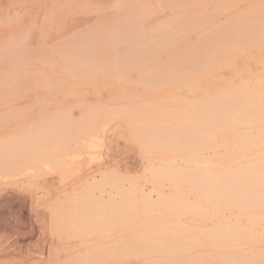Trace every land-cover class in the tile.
<instances>
[{"label":"bare ground","instance_id":"1","mask_svg":"<svg viewBox=\"0 0 264 264\" xmlns=\"http://www.w3.org/2000/svg\"><path fill=\"white\" fill-rule=\"evenodd\" d=\"M214 1L215 0H213L212 2ZM221 1L219 0L218 2H220V4H223ZM224 1L225 0H223V2ZM227 1L230 2V0ZM237 1L239 2V0ZM175 2H177V0H175ZM208 2L210 3L211 1L209 0ZM218 2H215L216 4H214L217 5ZM263 4L264 3H262V5ZM1 5L3 4H0V7ZM218 5L217 9L220 12L221 9ZM230 5L229 8L227 7L228 5H225L227 8L224 7L223 9L231 10ZM253 5L254 4H252L251 6ZM236 7L234 8L236 9ZM234 8H232V10H234ZM246 8L247 9L242 10H246L245 12L249 11L250 7ZM257 8L259 9V7ZM263 8L264 7H262V9ZM217 9L215 10L216 12H218ZM237 9L235 11L238 12L239 9ZM258 9L253 10L251 14H249L250 12H247L249 15L245 14L244 12V14L246 15L245 17L248 16L249 18L246 19L245 17H243L245 18V21H243L244 19L241 16L243 20H238L239 24L240 22L242 23V28L240 25H238V22L236 23V25H238L239 28L238 26H236L235 28L233 23L230 22L231 25L229 27L231 28V26L233 25L232 28L234 27V30L230 28L227 29V26L229 25L227 22L225 23V25L221 24L222 22H220L221 26H219V21L217 22L216 19H207V23H213V21L218 23V25L215 24V26H219V30H221L222 26H226L225 28L227 30H231V35H233V31L234 34L243 29H247L248 31V28L250 30V26L252 27V29L253 27L256 29L258 28V30L255 29L256 31H254L253 29V34L248 35L247 33H249V31H241L240 33H244L243 35L245 36L242 37L239 32V34H236L240 35L242 39L239 38V36L234 35L232 37V40H229L231 39V36L229 37L230 34L228 33L230 30L228 32L226 31L228 35L225 32L224 34L223 30L226 29H224L223 27L220 32H222L223 35L227 36V38L225 36H221L224 39L226 38V43L222 39L224 44L221 43L222 40H220V43L218 44L216 42L219 41L220 34L217 35L215 34V32L218 33L219 30L217 32V27H214V24H212L211 26L213 27H211L210 25L209 26L211 27V29L214 28L215 31H209L210 28H208V31L210 32L208 33L207 31L206 33V35L208 34V39L210 40L211 38L209 37L210 34L211 36L213 35L214 37H212L214 39H217L214 40L212 38L214 41L211 39L210 42L213 41L212 43H214L216 41L214 43L215 47L219 45L220 48H223V46L225 48L226 45H229L230 48L231 45L235 44L234 41L237 40V43L235 45L243 50V53L244 51H248L249 53L253 52L260 58L259 60L257 59V63L259 64L260 61L263 62L262 64L264 65V24H262V19H264V16L261 19V16L262 14H264V12L262 13V11H260L261 8L259 10ZM228 11L229 10H226L227 13ZM239 14L241 13L239 12ZM227 15L231 14L229 13ZM234 15L236 16L237 14ZM171 18V21L172 19L175 21L177 19L176 16V19H174V17L172 19ZM195 18L197 19L198 17ZM204 18L205 16L201 17L202 20ZM233 18L229 19H232V21H234ZM188 19L196 20L194 19V17H190ZM209 20H211V22ZM185 21L188 20L185 19L183 23ZM204 21L205 20L201 21V23ZM177 22H179L178 24L181 25L180 21ZM243 22H245V25L249 24V27H243ZM176 25L177 24L174 25V28H177V26H179ZM171 26L173 27L172 24H165L163 27H161L162 29L159 28L163 36L159 33V36L161 35L162 37H156L158 35L156 34L154 36L156 38H153V44L151 43V46L150 43L149 46L147 45V38H142L141 36L143 35L138 36V34L140 35L144 33L140 32L141 30H136V33H131L130 30V32H128L123 28L122 30L124 33L118 32L119 34H116L117 37L121 38L122 40L125 39L123 40L124 42L121 40V43H128L129 45H123L127 46L124 51L123 49L125 47H122L121 43H119L120 46H118L114 43V37L110 38L112 37L111 33H113L114 31H118L116 29H114L113 32H110L112 29L107 32V34L110 32V36L107 34H102L103 32L100 33L98 31L101 41L103 40L104 36V42L102 41L101 43V41H99L100 44H98L99 38L96 36L98 33L96 35L91 34L93 35V39L91 35L88 36L86 34V36L84 34L86 36L85 38L88 37V41L87 39H83V35L81 36L83 37L82 40L81 38L79 39V43H76L75 40V43L77 45L80 44L81 41L82 43L85 41L83 43L84 45L89 41H91L89 43H94L95 41L98 45L94 44L92 46L95 47L96 51L101 45L106 47V42L108 44L110 43L108 45V48L106 47L105 49L107 51L108 49H113L116 46L120 47L121 50H119L118 52L121 54L117 52V47L113 49L116 50L115 52L118 53V56L120 55V58H118L117 54L114 51L110 52L109 50L107 52L104 49L102 50L103 46H101V48L99 49L101 51L100 53L103 54L105 52V54L108 55H106L107 58L112 57V55L109 56V53H113L114 56L116 54V57L109 58V61L110 59L113 60L110 63L107 59V61H105L106 57H103V55V58L101 57L102 59H104L102 64H106L107 62L108 65L110 64V66L106 65L107 68L110 67L109 69L105 68L106 71L108 70L110 73V76L107 78H109V80L113 79L114 81H120L124 85L128 84V86H124L120 82V84L116 83V85L119 84V86H122L120 92H118L119 90L116 91L117 88L115 90H113L114 88L111 90V93L115 95L114 99L113 96L111 97L109 95L112 102H106L107 98L105 97L106 95H103V91H99V93H102L100 95L97 93L100 87V82L96 80L97 85L95 86L96 82L94 83V81L90 79L92 80V83L90 82V80H86V82L88 81L90 85H93V87L95 88L98 87V90L96 92L94 91L95 88H91L94 91H91L92 93H97L99 95L98 96L97 94H93V98L96 97L94 99L90 97L89 98L91 100L88 98V100L85 98V100L82 101H79L80 99H76L78 100L77 102L69 101L68 98H66L68 101H66V99L63 100V98L62 100L55 99L52 101H50L49 99L42 100L45 95L42 97L43 94L39 93H43V91L39 92L36 89V91L39 92L37 95H35L37 93L36 91V93L34 91H31V93L28 94L29 97H24L25 99H22V101L18 100L19 103L16 100L10 101L13 102V108L17 107L18 110L16 108V111H10L14 110L12 108V105L10 104L11 106L8 107L9 112H5L4 110V112H0V264H115L118 257L131 258L137 257L138 255H147L148 257L150 254L154 256L153 254H155V249L159 248L156 251L157 254L158 250H160L159 246L162 245V249L164 248L163 244H165L164 246L166 247V249L170 245L173 247L169 248L171 253L164 248L166 252H161L162 255L163 253L167 252V256L169 255V253H174L175 255L176 252V254L179 253L180 255V253L182 254L181 251L190 252L194 249L199 250V248L201 247H210L211 251L212 248H215V252H217L216 249H220L222 251L224 250L223 252L226 251L223 254H221L220 252V259H217L216 256L210 258V264H248L250 262V259L248 258L251 255L249 257L246 256L247 254L245 255L247 257L246 259H248L247 261H249L248 263H246L245 257L240 253L242 251L241 248L244 245H255L256 243L264 242L262 241L263 234H260L261 236L257 235V232L255 230L256 228L253 227L257 224H260L262 220L258 219L260 221L258 223L255 222L256 217L254 218L255 221L254 219L251 220V217H253V215L256 216L255 214L257 213L256 210V213H254L252 209L254 210L257 208H263V206H260L261 204L259 202V199L263 198V191H261V188L264 186V163L262 162L263 166L259 165V172H256L257 174L246 173L245 169L247 167L249 168V166L252 167V165L256 166L257 164H259L258 162L261 163V161H257V159H254V161H256L257 163L248 161V163H252V165H249L247 162H245V168L242 164L244 159L246 161L248 157H264V135L263 137L256 136L257 138H253L252 135H249L251 129L258 128L257 126H261V123L264 124V86H260L263 83H260L259 88L254 87V85H256L255 82L252 83L253 85L250 84L252 87L248 86L245 83V85L240 86V89H233V91L231 89V92L227 91L226 93L219 88L221 91H219L218 89L219 92L217 91L218 93H215V95L202 94L203 96L201 95L200 97H198L195 94L196 91L199 90L198 87L200 85L197 86L195 83L198 78L197 75H195L196 81L194 82L195 76H193V70L195 67L196 71H198L200 68H202L200 69V71H202L203 67L204 70H206L205 66H208V64L204 66L201 65L202 67H199L197 64L201 62L205 64L206 61L208 62L209 57H207L206 61L203 60L205 56L203 55L201 50L199 51L200 48L195 49L193 45H190L192 43H187L185 37V33L187 32L186 29L185 32H183L184 30L182 29L184 28L181 29V27H183L182 25L178 28L181 29L183 34L179 33L178 35V33L175 34L174 32L172 33L174 36H171V32L173 30ZM127 27H131L134 30L133 25H127L126 29ZM154 27L156 28V26ZM252 29L250 30L251 32ZM143 30L144 28L142 29V31ZM146 31L145 34L149 33V31ZM176 31L178 32V30ZM70 32L71 31H69V35ZM211 32L214 34H212ZM122 33L125 35H123ZM127 33H130L129 37L127 36ZM169 33L171 34L170 36L168 35ZM116 34L114 39H118L116 37ZM120 34H122V37L120 36ZM147 35L149 36L148 38L150 41V36L152 35H150V33ZM131 36H136L134 37L135 39L141 37L146 42L142 41V39H131ZM96 37L98 40L96 39ZM235 37H238L239 39ZM73 38L75 39V36ZM105 38L107 40L109 39L110 42L109 40L106 41ZM187 38L188 42H190L188 35ZM245 38L250 39L247 41L245 40ZM54 39L56 38L54 37ZM67 39L69 40L70 38ZM243 39L246 42L243 43ZM227 40H229V42H227ZM115 41L118 42L119 40ZM231 41H233L234 44H232ZM240 41H242V43ZM71 42H69L68 44H74V42ZM207 42L209 41L207 40ZM210 42L209 44L206 43L207 45L205 46V49H201H203L206 54L209 52L210 55H212L211 53L214 54L216 48ZM112 43L114 44L111 45ZM142 43H146L148 47H145L144 45V47L140 49L141 45H143ZM222 44L223 46H221ZM73 46L75 47V45ZM97 46L98 48H96ZM208 46L210 48H208ZM219 46L217 48H219ZM80 48L81 49L77 50H75L74 48L73 50L77 51L76 54L79 52L82 54H86L85 49L88 48L90 50L87 51L91 52L92 50L91 46L88 48L85 46V49H82V47ZM233 48L234 47L232 46V49L230 50H233ZM62 49H65V51L61 50L65 53L66 49L69 48H67L66 46ZM193 49L197 55L199 54V57L193 53ZM197 49L199 53H197ZM208 49H214V51L210 52ZM225 49L220 50L221 52L223 51L222 53H225ZM241 50L239 54H241ZM71 51L72 50L70 48V51L68 52L71 53ZM51 52L53 53L52 50ZM57 52L58 51H55L54 53ZM218 52L216 53L219 54ZM58 53L62 52L59 51ZM91 53L93 54L94 50H92ZM162 53L166 54V62L162 61L164 59L159 60L160 56L161 58L163 57ZM227 53L229 55V52ZM87 54L86 57L89 56V54ZM96 54L101 56V54H99V51L96 52ZM96 54L94 53L95 56ZM83 55L79 54V58H81ZM193 55H195L197 60L195 59V57H193ZM200 55L201 58L203 56V58L201 59L203 61L200 60ZM245 55L247 56L248 60V55L250 54L247 55L246 53ZM251 55L249 59H251ZM23 56L24 58H22L25 59L26 55ZM30 56L32 55L30 54ZM30 56L27 55L26 57ZM66 56L68 55L66 54ZM91 56L89 57V59H91ZM157 56L159 58H157ZM229 56L233 60L234 56ZM229 56L227 57V59L229 58ZM44 57L45 55H43L42 58ZM77 57L75 59H77ZM93 57L92 59L96 60V58ZM192 57L196 60L197 63L193 60ZM31 58L33 61L36 59H34L33 57ZM31 58H26V61L28 59V62L20 59L21 61H24V63L22 61L23 67L25 62L28 66L31 64ZM82 58L85 57L83 56ZM210 58L216 59L219 57L214 58L213 55V57ZM48 59L46 61H48ZM66 59L69 60H66L68 63L74 61L73 57L69 58L68 56ZM222 59L226 58L224 57ZM235 59L236 57H234V60ZM236 60L231 62L235 63ZM38 61L39 59L36 62ZM42 61L43 59L41 60V62ZM46 61L44 60L43 63H45ZM91 61L90 66L92 67V63H94L95 61H93L92 63ZM97 61L100 62L101 60L97 58ZM240 61L239 63L238 60L236 62L238 66L239 64L240 66H242ZM53 62L55 61L53 60ZM82 62L83 61H81V63ZM86 62H83V66H85L84 64ZM221 62H219V64L216 62L214 63H216V65L218 64L217 66L219 67L220 63L223 66H225L226 63L229 64V62H224V60ZM61 63L64 62L61 61ZM77 64H79L80 67V63L78 62ZM235 65L236 64H233V66ZM96 66L100 67V65H97V63ZM217 66L214 67L217 68ZM55 67L56 66H54V68ZM209 67L211 68L212 66ZM65 68V72H67L68 75H71L73 77H80V75H82L84 72L83 70H86L88 67H86V69L80 67V69L82 68V71H77L76 69L78 68L76 67V69L71 68L70 66ZM96 68H94V70L92 71L95 74L99 72H94L96 71ZM210 68H208V71L211 70ZM236 68L237 67H234V69ZM242 68H245V66ZM242 68L239 67V70L237 69L238 73ZM43 69V72L47 70L46 68L45 70ZM59 69L61 70L62 68ZM71 69H75L76 71H72ZM22 70H20L22 74H20L19 76V78L21 77L22 79H17L20 80V82H17L20 84V86L17 84L18 89L16 88V90H20V93L23 89L21 93H24L25 96V88L26 91L38 88V85L42 83L44 78L41 76L40 78H43L42 80H40L41 83L37 85V82H34L35 88L34 86H32V89H30L31 85H33L32 82L36 81L35 78L37 76H40V73L37 72L39 73V75L36 73L37 76H35V73L32 76V73L30 74L29 78L26 75L28 74V71H26V69L24 68H22ZM36 70L37 68L35 69V72ZM228 70H226L225 72L227 73ZM25 71L26 73H24ZM134 71L138 73H133L136 78L138 76L137 79H134L135 82L140 81L141 83L138 82L139 85H143L144 87V91L141 89V87L140 89H138L140 91L142 90L141 92H139L140 95L143 94V96L137 94V88H139L136 87L137 85L129 86V84H131V80L129 82L128 78L131 79L134 77L129 76L130 74L132 76V72ZM23 74L29 80L23 77ZM52 74L53 76H56L54 71ZM95 74H93V76ZM64 75L62 74L63 77H65ZM200 75L202 76V74L199 73L198 76ZM232 75L234 74L231 72V76ZM228 76L230 77V74ZM87 77L88 76H86V78ZM229 77L227 78L229 79ZM24 78L26 81H24L23 84ZM40 78L37 77V81ZM50 78L52 79V77ZM56 78L54 77V79ZM86 78L83 77L82 79L81 76L80 79L78 78V83L74 82V84H76L78 87L80 85L84 86L85 84L86 86H89V83H82L85 82L84 79ZM208 78L206 79L208 80ZM214 78L216 79V77ZM220 78L221 77H219V79ZM31 79L32 84L30 83L29 86L28 82ZM215 79L213 80L218 81V78L217 80ZM223 79L226 80V77H223ZM232 79H234L233 76ZM103 80H105V78ZM211 80L212 78L210 79V81ZM229 80H227L228 82L223 80V84L221 82L218 83L220 85L226 86L225 84L226 82L229 83ZM26 83H28V86L26 85ZM68 83L70 84L71 82ZM232 83L233 82L231 81L230 84ZM71 84L73 86V83ZM21 85L27 87L24 88ZM40 86L42 87V85ZM77 86L75 87V89L77 88ZM119 86L117 85V87ZM229 86L231 87V85ZM57 87L61 88L62 86L59 85L56 86V88ZM61 90L60 92H62ZM48 91L49 90H47V94L50 95L49 93L51 92L48 93ZM53 91L55 94L56 90ZM113 92L117 93L114 94ZM32 94L36 96V99ZM56 95H58V93H56ZM21 96L23 98V95ZM21 96L19 95V98H16L20 99ZM38 96L41 97L39 98L41 100H37ZM104 97L106 99H104ZM71 100L73 99L71 98ZM2 102L3 99L1 100L0 105ZM15 102L17 104H14ZM104 106H107V108L109 107V110ZM113 106H116L115 109L111 108ZM0 111H2V108H0ZM116 121L119 123L115 124ZM121 125L126 126V128L124 129L123 126L122 129L120 127ZM230 128L233 130L235 129L237 132H239L238 134L242 132L244 136L240 135V138H237V140L236 138H234L233 140L232 136H226L227 138L229 137L231 140H233L231 142H228L227 139L225 140L224 133L226 134V131L224 132V129H227V131H229L228 129ZM260 128L261 127H259L258 129ZM255 131L259 132V130ZM263 132L264 130L261 134H264ZM233 133L235 134L234 136L238 135L235 133V131ZM230 134L231 133H229L228 135ZM229 138L228 140H230ZM131 143L134 144V146ZM214 147H226V156L228 154L229 156H231V159H239V163L238 161L236 162L238 164L242 163L240 166H238V164L235 162L239 167H237V169L239 170L235 169L232 173L230 172L231 174L234 173L235 175H230L229 171H227V168L226 170L224 169V163H226L224 152L222 155H220L222 159H219V156L217 155L214 156L218 157L216 160L217 163H215V161H212V158V160L209 161L207 157L203 155V152H206ZM233 147H235L234 150L236 149L237 152L235 153V151H233L231 152V154H229L230 151L228 152L227 150L230 148L232 149ZM215 148L212 150H215ZM127 150L131 154H134V152H139L142 156L137 155V157L140 158L134 157L135 160H131L133 157L131 155H126ZM180 153L184 154L180 155L181 157H178ZM178 158L181 159H179L181 162H184V165H179V163L181 162H179ZM252 158L249 159L251 160ZM240 160L242 161L241 163ZM230 162H232V164L229 163L231 166L234 165V161L230 160ZM213 163L215 166L217 165L220 167H218V169L215 168L218 170H216L217 172L215 171L216 173L214 172V170H212L214 167H210ZM246 163L249 166L247 165L246 167ZM139 166L143 167V171L137 172ZM226 166L230 167L228 164ZM241 166H243L242 169ZM234 168H236V165ZM253 168L254 169H251V171L256 170L254 166ZM231 169L233 170V168ZM225 171L228 173H226ZM235 171L237 173H241V175L236 174ZM243 173H246L247 177H244ZM146 187H148L147 189H149V193H146ZM167 189H169V192H167ZM191 195H194L193 198H196L195 203H191ZM249 199H254L251 200L252 204L247 203ZM226 203L240 204V208H238V204H235V206L237 207H234L231 204L233 206L232 208H236V210H241V208H243L242 211H235L236 216H239L240 214L242 216L243 212V215L245 216V214H247L245 211H249L250 214L252 211L253 215L249 220L250 226L245 228V230H241L238 225L236 226V224H233V227L230 223L226 225V222H224L223 224L220 222L221 225L218 224V227L217 224H212L213 220H211V226L214 225L217 228H215L214 226L212 228L210 225H206L207 227H209V229H211L209 230L207 227L199 228L197 226H194V224L193 226H191L192 224H186L181 220V217L189 215L193 217L191 221L189 219L191 223L192 221L194 222V220L199 216H201L203 219H207L208 222V219H210L211 216L213 218V215L208 214L207 211L210 209V207L207 208L206 205L209 204V206L212 205L214 207H225V205H227ZM263 203L264 202L262 200V204ZM228 205L226 206V208L228 207L227 210H231L229 209ZM247 208L250 209L247 210ZM234 209H232L233 212ZM262 211L261 213L259 212L257 216H263L260 215L262 213L264 214V212ZM236 216L235 223L238 224L240 221ZM241 216H239V218ZM203 219L202 221L205 222L206 220ZM262 219H264V216ZM189 221L186 222L188 223ZM261 223H263V221ZM260 228L262 229L259 230H262V232L264 233V225ZM241 238H244V240H242ZM203 250L205 251V248ZM197 251L195 253H197ZM200 252L202 251H199V254L197 255L199 262L206 261L207 264V258L206 260H204V257L207 256V253L205 254V256L204 254H200ZM213 252L214 251H212V253ZM215 252L213 254H217ZM190 253H192V251ZM200 255H204L201 257L202 259L204 258L203 260H200ZM222 255L228 257L234 256L233 258L235 259L232 260V258L229 257V261H226L225 259H222ZM235 255H239V258H242V260L235 261L236 257H238ZM258 255L257 257L259 258L260 256ZM217 256L220 255L218 254ZM255 259L253 260L256 261ZM163 261L165 262L166 260L164 259ZM163 263L160 261L159 264ZM192 263L194 264V261ZM252 263L254 262L252 261ZM154 264L157 263L154 262ZM256 264H264V252L262 253L260 261Z\"/></svg>","mask_w":264,"mask_h":264},{"label":"rangeland","instance_id":"2","mask_svg":"<svg viewBox=\"0 0 264 264\" xmlns=\"http://www.w3.org/2000/svg\"><path fill=\"white\" fill-rule=\"evenodd\" d=\"M104 1V2H103ZM209 0H206V1H204V0H177V2H175V0H0V4H3V5H1V7H0V102H1V100L3 99V102L1 103V107L0 108H2V111H0V112H9L8 111V107L9 106H11L12 105V103L13 102H10V101H17L18 102V100H21L22 101V99H25L26 97H29L28 96V94H30L31 93V91H36V89L39 91V92H42L43 91V93H39V92H35L36 94L35 95H37L38 93L39 94H43L42 95V97L45 95V97H43L42 98V100H50V101H52V100H62V98H63V100H65L66 98H68V100L69 101H78V100H76V99H80L79 101H82V100H85V98L87 99H90V98H92V99H94V98H96V97H94L93 98V96L95 95V94H102L101 92L103 91L104 93H103V95L107 98V103H110V102H108V101H111L110 100V97H109V95L112 97L113 96V99H114V96L115 95H113L111 92V90L113 89V90H115L116 88V91H118V92H120V90H121V86L122 85H124L123 83H121L120 81H114L113 79L112 80H109V78H107V77H109L110 76V73H109V71L107 70L106 71V69L105 68H107L106 67V65L107 66H110V64L108 65L107 63L109 62H112L113 60L112 59H110V61H109V58H112V57H116V54H117V56H118V51L119 50H121L120 49V47H118V46H120L119 45V43H121L120 41L122 40L121 38H119V37H117V34H119L118 32H123V28L125 29V31H128V32H130L131 31V33H136V30H141L140 32H144L143 34H138V36H141V35H143V36H141L142 38L144 37V38H147L148 39V42H146V41H144L141 37L139 38L138 36V39H142V41H144V42H146V43H148L147 45L149 46V43H150V46H151V43L153 44V38H156V37H162L163 35H162V32H161V30H159V28H161V27H163L165 24H172L173 25V30H172V32H171V34L172 33H174L175 32V34H177L178 33V35H179V33L180 34H183V32H185V29H186V32L188 33H185L186 34V40H187V43H192V44H190L191 46L193 45L194 47H195V49L196 48H200L199 49V51L201 50L202 51V53H203V55L205 56L204 57V59L203 60H207V57H209V60H208V62L206 61L205 62V64H203V62H201V63H199V64H197L199 67H202L201 65H207L208 64V66H205V68H206V70H204V67H203V70L202 71H200V69H202V68H200L198 71H196L195 70V68H194V70H193V76H195V75H197V81H196V76H195V78H194V82L196 83V85L198 86V85H200L199 87H198V89L199 90H197L196 91V94L195 95H197L198 97H200L202 94H213V95H215V93L217 94L219 91H221L220 89H222V91H224L225 93L228 91H230L231 92V89H232V91H233V89L234 90H237V89H240V86L242 85H245V83L248 85V86H251L250 84H252V83H256V85H254V87H257V88H259L260 86H264V71H263V69L264 68H262V67H264V65L262 64L263 62H260L259 61V64L257 63L258 62V60L260 59L259 57H258V55H255L253 52H251V53H249L248 51H244V53L246 54L247 53V55L248 54H252L251 55V59H249V57H250V55H248V60H247V56L243 53V50H241L238 46H236L235 44L237 43V40H235L234 38V43H233V41H231L232 42V44H234V45H231L230 46V48H229V45H226L225 46V48H224V46H223V40H224V42L226 43V38H227V36L226 35H223V33L225 32V33H227L230 29H232V30H234L235 28H236V26H238V25H242V23L240 22V24H239V21L240 20H243V21H245V18L246 19H248L249 17L247 16V17H245L246 15L245 14H247V15H249V14H251V12H253V10H255V9H258L257 7H259V9H260V11H262V13L264 12V8L262 9V7H264V4L262 5V3H264V0L262 1H260V0H239V2L237 1V0H233V1H231L230 0V2L229 1H227V0H225L224 2H223V0L221 1L223 4H220V2H218L219 0H215L214 2H212L213 0H210L211 2L209 3L208 2ZM241 1V2H240ZM102 2V3H101ZM116 2V3H115ZM198 2H200V3H198ZM218 2V4H220V5H218L219 7H220V12L218 11V7H217V5H215L216 3ZM232 2V3H231ZM238 2V3H237ZM260 2H262V3H260ZM175 3V4H174ZM180 3V4H179ZM199 5H198V4ZM203 3V4H202ZM215 3V4H214ZM229 3V4H228ZM230 3H231V5H230ZM259 5H258V4ZM177 4H179V5H177ZM237 4V5H236ZM252 4H256L255 6L253 5V6H251ZM229 8V5H230V8H231V10L230 9H223L224 7L225 8H227L226 6ZM237 6V7H236ZM244 6H245V8H244ZM234 7H236V9L238 8H242V9H247L246 7H250L249 8V11H247V12H250L249 14L247 13V12H245L246 10H242V9H237L238 10V12L237 11H235L236 9L234 8ZM252 7H253V9H252ZM255 7V8H254ZM232 8H234V10H232ZM217 9V11L218 12H216L215 10ZM222 9H223V11H222ZM258 9V10H259ZM226 10H229L228 11V13L226 12ZM225 11V12H224ZM234 11H235V13H234ZM243 13H242V12ZM224 12V13H223ZM239 12L241 13V14H239ZM244 12H245V14H244ZM258 12V11H257ZM226 13V14H225ZM231 14V15H227V14ZM182 14V15H181ZM234 14H237L236 16L234 15ZM239 14V15H238ZM243 14V15H242ZM171 15V16H170ZM179 15H181V16H179ZM175 16H176V18H175ZM177 16H179V17H177ZM205 16V18L203 19V20H205L204 22H202L201 23V21H203L202 19H201V17H204ZM225 16H227V17H225ZM232 16V17H231ZM241 16H242V18L243 17H245V18H241ZM263 16H264V14H262V16H261V19L263 18ZM168 17H174V19H176V21L175 20H173L172 18V21L170 20V18H168ZM190 17H194V19H196L195 17H198L196 20H192V19H188V18H190ZM233 18L234 19V21H232V19H229V18ZM164 18V19H163ZM167 18V19H166ZM216 19L217 20V22L219 23V26H221V24H223V25H225V23L227 22L229 25L227 26V29L228 28H230L229 26L231 25V23L230 22H232L233 23V25H234V27L232 28V26H231V28L229 29V30H227L224 26H222V28L224 27V29H226V30H223V33L222 32H220L221 30H222V28H221V30H219L218 28H220L219 26L217 27V26H215V24L216 25H218V23H216V22H214L213 21V23H207V19ZM165 19H166V23H165ZM185 19H187L188 21H185L184 23H183V21L185 20ZM198 19H201V20H198ZM226 19H228L229 20V22H228V20H226ZM171 21V22H169V21ZM183 20V21H182ZM226 20V21H225ZM239 20V21H238ZM177 21H180L181 23V25L183 26V27H181V29L182 28H184V29H182V30H184L183 32L181 31V29H179L178 27L179 26H181V25H179L178 23L179 22H177ZM198 21H200V22H198ZM210 22H211V20H209ZM208 21V22H209ZM159 24H158V23ZM160 22H162V23H160ZM165 24H164V23ZM175 22V23H174ZM220 22H222L221 24H220ZM238 22V25H236V23ZM262 24H264V19H262ZM156 23V24H155ZM174 23V24H173ZM154 24V25H153ZM175 24H177V25H179V26H177V28H174V25ZM212 24H214L213 26L214 27H217V32H218V30H219V32L218 33H216L215 32V34H220V38H219V41L218 42H216V43H220V40H222V42L221 43H223L221 46H223V48L221 47L220 48V46H219V48H217V47H215V45H214V43H212L214 40H216L217 38H213L212 36H211V34L209 35V37H211L210 38V40L212 39L213 41L212 42H210V40L208 39V34L206 35V33H207V31H208V28H210L209 29V31H211V30H213V31H215L214 30V28H212L211 29V27H213V26H211ZM127 25H130V26H132L133 25V28H134V30L131 28V27H127V29H126V26ZM154 27V26H156V28L154 27H152V26ZM162 25V26H161ZM211 27H210V26ZM245 22H243V27H245V28H247L246 26H248L249 24H247V25H245ZM151 28H150V27ZM158 26V27H157ZM161 26V27H160ZM249 27V26H248ZM144 28V30L142 31V29ZM158 28V29H157ZM188 28H189V30H188ZM238 28H239V26H238ZM238 28H237V31H238ZM241 28H242V26H241ZM110 29H112L111 31H110ZM114 29H116V30H118V31H114ZM146 29H147V31H146ZM152 30V31H150V30ZM162 29V28H161ZM252 29V27L250 26V30ZM253 29H254V31H256V30H258V28L256 29V28H254L253 27ZM253 29H252V32L249 30V28H248V31H249V33H247L248 35H251V34H253ZM256 29V30H255ZM119 30H122V31H119ZM130 30V31H129ZM176 30H178V32L176 31ZM188 30V31H187ZM244 30V29H243ZM243 30H240V31H238L239 33L242 31V32H245V31H247V29H245L244 31ZM69 31H71L70 32V35H69ZM100 33H102V34H107V32L108 31H110V32H115V34H116V37L118 38V39H114L115 38V34H114V32L113 33H111L110 34V32L107 34V35H111L112 37H110V38H113V40H114V43L116 44V45H118V46H116L117 47V52H115L116 50H113L114 48H116V47H114L113 49L111 48V47H109V48H111V49H108V51L110 50V52H112V51H114L116 54H115V56L113 55V53H109V56L110 55H112V57H109V58H107L106 57V55L107 54H105V52L102 54V53H100L101 51L99 50L100 48H101V46H103V45H99L100 47H99V49L96 51V49H95V47L94 46H92V45H94V44H97L94 40V43L92 42V43H89V42H91V41H89V42H87L85 45L82 43V38L83 39H87V38H85L87 35L89 36V35H91V34H97L96 36L99 38V40L97 39V37H96V39L98 40V44H100L99 43V41H101L100 40V34H99V32ZM104 31H106V32H104ZM145 31L146 32H148L149 31V33H150V35H152V36H150L151 38H150V41H149V36L147 35V34H149V33H147V34H145ZM158 33H157V32ZM163 31V30H162ZM179 31H181V32H179ZM208 31V33H210ZM227 31V32H226ZM236 31V30H235ZM247 31V32H248ZM67 32H68V34H67ZM152 32V33H151ZM238 32H236V33H238ZM90 33V34H89ZM124 33V32H123ZM122 33V34H123ZM155 33V34H154ZM159 33L162 35H160L159 36ZM212 33V32H211ZM222 33V34H221ZM224 33V34H225ZM229 34L231 33V30L228 32ZM228 33H227V35H228ZM234 34V31L232 32V34L233 35H229V37L231 38V39H229V40H232V37L234 36V35H237V34ZM238 33V34H239ZM66 34H67V36H66ZM86 36H85V35ZM122 34H120V36L122 37ZM130 34V33H129ZM128 33H127V36L129 37L130 35H129ZM136 34V35H137ZM144 34H145V36H144ZM154 34V35H153ZM156 34H158L156 37H154ZM170 33L168 34L169 36L171 35ZM184 34V35H185ZM212 34H214V33H212ZM244 34V33H243ZM243 34H241L240 33V35H242V37L243 36H245V35H243ZM64 35V36H63ZM80 35V36H79ZM83 35V37H81ZM93 35H91V37H92V39H93ZM123 35H125V34H123ZM135 35V34H134ZM187 35H188V37H189V41L190 42H188V38H187ZM240 35H237V36H239V38H241L242 39V37L240 36ZM57 36V37H56ZM63 36V37H62ZM71 36V37H70ZM75 36V39L73 38ZM76 36H77V38H76ZM106 36V35H105ZM126 36V37H127ZM171 36H174L173 34L171 35ZM181 36V35H180ZM206 36H207V38H206ZM221 36H225L226 38L224 39L223 37H221ZM54 37L56 38V39H54ZM66 39H65V38ZM79 37V38H78ZM91 37H89V38H91ZM95 37V36H94ZM101 37H102V35H101ZM107 37V36H106ZM125 37V36H124ZM134 37H136V36H131L130 38L132 39H134V40H136ZM215 37H216V35H215ZM63 38V39H62ZM67 38H70L69 40H71V41H73L74 42V44H68L69 42H71V41H69ZM81 38V43L80 44H76L78 41H79V39ZM108 38V37H107ZM129 38V39H130ZM235 38H238V37H235ZM238 38V39H239ZM60 41H59V40ZM61 39H62V41H61ZM64 39H65V41H64ZM92 39H90V40H92ZM102 39V38H101ZM106 39V38H105ZM127 39V38H126ZM137 39V40H138ZM250 38H245V40H249ZM55 40H56V42H55ZM75 40H76V43H75ZM103 40H104V36H103ZM102 40V41H103ZM109 40V39H108ZM107 39H106V41H108ZM115 40H119L118 42L117 41H115ZM123 40H125V39H123ZM122 40V41H123ZM207 40L211 43V44H213L214 45V47L216 48V50L214 51V49H208L210 52L211 51H214V54L213 53H211L212 55H210V53L208 52L207 54L203 51V49H205V46L207 45V44H209V42H207ZM229 40H227V42H229ZM53 41V42H52ZM69 41V42H68ZM87 41H88V39H87ZM102 41H101V43H102ZM112 41V40H111ZM239 41V40H238ZM66 42V43H65ZM73 42H71V43H73ZM104 42V41H103ZM109 42H110V40H109ZM124 42V41H123ZM140 42H141V40H140ZM241 43H242V41H240ZM244 42H246V41H244V39H243V43ZM79 43V42H78ZM88 43H89V45L91 46V49L92 50H94V53L96 54V52H98L99 51V54H101V56L100 55H98V54H96V56L94 55V53L92 54L91 52H92V50H91V52H89V51H87V50H90L88 47H90L89 45H88ZM114 43H112L111 45H113ZM146 43L144 44V43H142L143 45H141V47H140V49H142L143 47H144V45H145V47H148L147 45H146ZM207 43V44H206ZM65 44H66V46H67V48H69V49H66V52L64 53V51H65V49H62V48H65L66 46H65ZM83 44V45H82ZM97 44V45H98ZM106 47L108 48V45L110 44H108L107 42H106ZM210 44V45H211ZM231 44V43H230ZM73 45H75V47L73 46ZM121 45H122V47H125L124 49H123V51L126 49V47L127 46H129L128 45V43L127 44H124V43H121ZM123 45H127V46H123ZM209 45V46H210ZM213 45H212V47H213ZM84 46V47H83ZM85 46L88 48V49H85ZM96 46V45H95ZM208 46V48H210ZM232 46L234 47L233 48V50H230V49H232ZM75 48V50H77V49H81L80 47H82V49L84 48L85 49V52H86V54H87V52H88V54H89V56L88 57H86V54L85 53H77L76 54V52L77 51H74L73 49ZM78 47V48H77ZM106 47L105 46H103V48H102V50L104 49H106ZM70 48H71V50L72 51H74V52H72L71 51V53H69L68 51H70ZM77 48V49H76ZM94 48V49H93ZM96 48H98V46L96 47ZM201 48H203V49H201ZM237 48V49H236ZM57 49V50H56ZM198 49H197V53H199V51H198ZM217 49H218V51H217ZM220 49H222V50H224L225 49V53H222L221 52V50ZM51 50L53 51V53L51 52ZM61 50H64V51H61ZM227 50V51H226ZM230 50V51H229ZM236 50H239V51H236ZM240 50L242 51L241 52V54H242V56H241V54H239L240 53ZM55 51H60V52H62V53H54ZM79 51V50H78ZM105 51H107V50H105ZM107 51V52H108ZM123 51H122V53H123ZM193 51H194V49H193ZM207 51V50H206ZM234 51V52H233ZM237 53H236V52ZM25 54H24V53ZM52 53V54H50V53ZM106 52V53H107ZM216 52H218L219 54H217ZM227 52H229V55H232V56H234V57H236V59L238 60V63H239V61L241 62V65L242 66H240V64H239V66H238V64L236 63L237 62V60H236V62L235 63H233V62H231V61H235L234 60V57H233V60H232V58L228 55V53ZM23 53V54H22ZM69 53V54H68ZM194 54H196V52L194 51L193 52ZM227 53V54H226ZM30 54L32 55V56H30ZM55 54V55H54ZM66 54L69 56V58L70 57H73L74 58V61H71L70 63H68L67 61H69V60H67L66 58L68 57V56H66ZM72 54H73V56H72ZM79 54H81V55H83L85 58H82L81 56V58H79ZM87 54V55H88ZM91 54H92V56H91ZM119 54H121V53H119ZM163 54V53H162ZM201 54V53H200ZM210 56H209V55ZM217 54V55H216ZM238 54V55H237ZM23 55H28V56H30V57H26L25 56V59H23L24 58V56ZM43 55H45V57L44 58H42L43 57ZM102 55H103V57H106L105 58V61H107L108 60V62L105 64H102V62H103V60L104 59H102L103 57H102ZM105 55V56H104ZM199 55V54H198ZM197 54H196V56H198ZM207 55V56H206ZM213 55H214V58H216V57H219V58H216L217 59V61H216V59H213V58H210V57H213ZM226 55V56H225ZM229 56V60L227 59V57ZM239 57V59H238V57ZM49 56V57H48ZM78 56V57H77ZM91 56V59H89V57ZM94 56V57H93ZM108 56V55H107ZM163 57L165 56L166 57V54L164 53L163 55H162ZM216 56V57H215ZM246 56V57H245ZM23 57V58H22ZM31 57H33L34 59L36 58L37 60L39 59V61L38 62H36L35 60L33 61L32 60V58ZM49 59H48V58ZM77 57V59H75ZM92 57L93 58H96V60H93L92 59ZM102 57V58H101ZM140 57V56H139ZM161 58V56H160V58L157 56V58H159V60L161 59H164V60H162V61H164V62H166L167 60V57L165 58ZM193 57H195V55H193ZM192 57V58H193ZM199 57V56H198ZM226 58V59H222V58ZM26 58H31V64L28 66L27 64H26V62H28V59H27V61H26ZM40 58H41V60L43 59V61L41 62V60H40ZM97 58L99 59V60H101L100 62L99 61H97ZM118 58H120V55L118 56ZM202 58H203V56H202ZM201 58V55H200V60L202 59ZM20 59H23L24 61H26L25 62V64H24V67H23V63H24V61H23V63H22V61L20 60ZM48 59V61H46ZM61 60V59H63V60H61V61H63L64 63H61V61H59V60ZM83 59V60H82ZM84 59H88V60H84ZM107 59V60H106ZM195 59H196V57H195ZM194 58H193V60L196 62V60H195ZM199 59V58H198ZM258 59V60H257ZM44 60L46 61L45 63H43L44 62ZM52 60V61H51ZM53 60L55 61V62H53ZM67 60V61H66ZM75 60H78V61H75ZM80 60V61H79ZM91 60H93V61H97L96 63H97V65H100V67H98V66H96V63L94 62V63H92L93 61H91ZM159 60H158V62H159ZM166 60V61H165ZM203 60H201V61H203ZM213 60V61H212ZM224 60V62H229V64L228 63H224L225 64V66H223L221 63H223V62H221V61H223ZM81 61H83V62H86L84 65L85 66H83V62L81 63ZM89 61V62H88ZM90 61H91V63L93 64L92 65V67L90 66ZM193 61V62H194ZM212 61V62H211ZM221 62L220 63V67L219 66H217L218 64H219V62ZM245 63H243V62ZM51 64H50V63ZM80 63V67H82L83 69H86V67H88L86 70H83L84 72H83V74L82 75H80V77L82 76V79H83V77L84 78H86V76H88L86 79H84V81L85 82H82L81 80V82L82 83H89L88 81L86 82V80H90V79H92L93 81H94V83H95V86L97 85V81L96 80H98V82H100L99 84H100V87H99V90L97 89L98 87H93V85H90V83H89V86L87 85L86 86V84L84 85V86H82V85H80L79 87L76 85V84H74V82H76V83H78V80L80 79V77L78 76H71V75H68L67 74V72H65V70H66V68L65 67H68V66H70L71 68H78L79 67V64H77V63ZM161 62V61H160ZM214 62H216V63H218L217 65H216V63H214ZM249 62V63H248ZM30 63V62H29ZM33 63V64H32ZM38 63V64H37ZM42 63V64H41ZM54 63V64H53ZM61 63V64H60ZM89 63V64H88ZM100 63V64H99ZM162 63V62H161ZM197 63V62H196ZM209 63H212V64H209ZM243 63V64H242ZM258 65H257V64ZM46 64V65H45ZM55 64H57V65H55ZM62 64H63V66H65V67H63L62 66ZM70 64V65H69ZM82 64V65H81ZM87 64H88V66H87ZM95 64V65H94ZM153 64V63H152ZM233 64H236L235 66H233ZM26 65V66H25ZM33 65V66H32ZM35 65V66H34ZM37 65H40V66H37ZM50 65H51V67H50ZM53 65V66H52ZM59 65V66H58ZM61 65V66H60ZM78 65V66H77ZM194 65V64H193ZM196 65V66H197ZM217 66V68H215L214 66ZM221 65H222V68H221ZM227 65V66H226ZM37 66V67H36ZM46 66V67H45ZM49 66V67H48ZM54 66H56L55 68H54ZM72 66H74V67H72ZM93 66H96V67H93ZM102 66V67H101ZM209 66H212V67H214V68H210ZM229 66V67H228ZM245 66V68H242V67H244ZM33 67H36L37 68V70H36V72H35V69L36 68H33ZM58 67V68H57ZM80 67L78 68V69H76L77 71H82L81 69H80ZM85 67V68H84ZM104 67V68H103ZM220 69H219V68ZM224 67H227L228 69H230V70H228L227 68H224ZM234 67H237L236 69H234ZM239 67L240 68H242V69H244V70H240V72L238 73V71H237V69L239 70ZM22 68H24V69H26V71H28V74H26L27 75V77H29L30 78V74H32V76L34 75V73H35V76H37L36 75V73L37 72H39L40 73V76H37V77H43L44 78V80L42 81V83H41V81L40 80H42L43 78H40V79H38V81H40V82H38L37 81V77L35 78V76H34V78H35V80L36 81H33L32 82V79L28 82L29 83V86H30V83L32 82L33 83V85H31V88L30 89H32V86H34L35 85V83L34 82H37V85L38 84H40V85H42V87L40 86V85H38V88H35V86H34V88L35 89H33V90H27L26 91V88L25 87H27L28 85V83H26V85L27 86H22V87H24L25 88V90H24V92H25V96H24V93L22 94L21 92L23 91V89L21 90V94L19 93V91L18 90H16V88L18 87L17 86V84L20 86V84L19 83H17L18 81L20 82V80H17L18 78H19V76H20V74H22L21 73V71L20 70H22ZM44 68V69H43ZM45 68L47 69L46 71H42V69L43 70H45ZM49 68V69H48ZM52 68V69H51ZM59 68H62L61 70L59 69ZM64 68V69H63ZM91 70H90V69ZM93 68V69H92ZM94 68H96V71H94V72H98V73H93L92 71L94 70ZM110 67H108L107 69H109ZM208 68H210L209 70L210 71H208ZM34 69V70H33ZM55 69V70H54ZM75 69H71L72 71L74 70V71H76ZM105 69V70H104ZM218 69V70H217ZM221 69H223V70H228V74L225 72V71H223V70H221ZM32 70V71H31ZM51 70V71H50ZM102 70V71H101ZM220 70V71H219ZM23 71V70H22ZM26 71L24 72V73H26ZM34 71V72H33ZM50 71V72H49ZM53 71H54V73H55V75L57 76V78H59V79H57L56 78V76H53ZM86 71H87V73H89V74H87L86 73ZM89 71V72H88ZM195 71V72H194ZM203 71H205V72H203ZM206 71H207V73H206ZM218 71V72H217ZM222 71H223V74H222ZM230 71V72H229ZM61 72V73H60ZM101 72V73H100ZM104 72V73H103ZM107 72H108V74H107ZM200 74H202V76L200 77V76H198L199 75V73ZM202 72V73H201ZM231 72L234 74V75H232L233 77H234V79H237V80H234V79H232V76H231ZM39 73H37L38 75H39ZM46 73V74H45ZM106 73V74H105ZM133 73H137V72H132V74ZM196 73V74H195ZM206 73V74H205ZM42 74V75H41ZM44 74V75H43ZM48 74H50V75H48ZM62 74L65 76V77H63L62 76ZM87 74V75H86ZM92 74V75H91ZM93 74H95L94 76L96 77V76H98L99 77V79H98V77H94L93 76ZM138 74V73H137ZM214 76H213V75ZM218 76H216V75ZM219 74H221V75H219ZM230 74V77L228 76ZM29 75V76H28ZM84 75V76H83ZM91 77H90V76ZM103 75V76H102ZM136 75V74H135ZM206 75V76H205ZM212 75V76H211ZM223 75V76H222ZM239 75V76H238ZM32 76H31V78H32ZM46 76V77H45ZM48 76V77H47ZM68 76V77H67ZM70 76V77H69ZM130 77H133L134 76V74L131 76V74L129 75ZM209 78H208V77ZM261 76H262V78H261ZM17 77V78H16ZM23 77H25L26 79H27V77L26 76H24V74H23ZM50 77H52V79L50 78ZM54 77L56 78V79H54ZM72 77H73V79H72ZM90 77V78H89ZM93 77H94V79H93ZM135 77V76H134ZM131 78V79H129L128 78V80H129V82H130V80H131V84H129V86L130 85H134V86H136V87H139V88H137V90L138 89H140V87H141V89L144 91V87H143V85L141 86V85H139V83L138 82H140V81H138V82H135V80L134 79H137L138 78V76H137V78L135 77V78ZM204 77V78H203ZM208 78V80L206 79V78ZM212 78V80L210 81V79ZM214 77H216V79L214 78ZM219 77H221L220 79H219ZM223 77H226V80L225 79H223ZM227 77H229V79L227 78ZM236 77V78H235ZM251 77V78H250ZM21 78V77H20ZM19 78V79H20ZM25 78H24V80H23V84H24V81H26L25 80ZM46 78V79H45ZM63 79V80H61V79ZM79 78V79H78ZM101 78V79H100ZM105 78V80H103V79ZM200 78V79H199ZM217 78H218V81H214L213 79H215V80H217ZM253 78V79H252ZM255 78V79H254ZM256 78H257V80H256ZM261 79V80H259V79ZM22 79V78H21ZM66 79V80H65ZM199 79V80H198ZM232 79V80H231ZM27 80H29V79H27ZM47 80H48V83H47ZM51 80H53V81H51ZM59 80V81H58ZM92 80H90V82L92 81ZM101 80V81H100ZM103 80V81H102ZM223 80L224 81H227V80H229V83H227L226 82V86H224V85H220L219 83L221 82H223ZM234 80V81H233ZM51 81V82H50ZM113 81V82H112ZM233 82L232 84H230V82ZM248 81V82H247ZM50 82V83H49ZM68 82H71V83H73V86H72V84L70 83H68ZM102 82V83H101ZM105 82V83H104ZM122 84V85H120L119 86V84L120 83ZM123 82V81H122ZM200 82V83H199ZM219 82V83H218ZM235 82V83H234ZM237 82V83H236ZM31 83V84H32ZM43 83H44V85H43ZM53 83H54V85H53ZM92 83V82H91ZM116 83H119V84H117L119 87H117V85H116ZM141 83V82H140ZM199 83V84H198ZM224 83V82H223ZM222 83V84H223ZM241 83H244V84H241ZM260 83L262 84V85H260ZM15 84H16V86H15ZM21 84H22V80H21ZM45 84H47V85H45ZM55 84H56V86H62L61 88L59 87H57L56 88V86H55ZM102 84H104V85H102ZM109 84V85H108ZM233 84H235V85H233ZM240 84V85H239ZM49 85H50V87H49ZM107 85V86H106ZM111 85V86H110ZM115 85V86H114ZM139 85V86H138ZM227 85H228V87H227ZM229 85H231V87L229 86ZM232 85H233V88H232ZM253 85V84H252ZM258 85V86H257ZM260 85V86H259ZM40 86V87H39ZM72 86V87H71ZM77 86V88L75 89V87ZM81 86H82V88H81ZM86 86V87H85ZM105 86V87H104ZM124 86H128V84H125ZM237 86H239V87H237ZM15 87V88H14ZM37 87V86H36ZM70 87V88H69ZM95 88L94 89V91L96 92L97 90V93H92V92H94L93 91V89H91V88ZM102 87H104V88H102ZM252 87V86H251ZM42 88V89H41ZM54 88V89H53ZM73 88V89H72ZM101 88V89H100ZM220 88V89H219ZM226 88H228V89H226ZM18 89V88H17ZM21 89V88H20ZM28 89H29V87H28ZM40 89V90H39ZM49 90L48 91V93L49 92H51V93H49L50 95H48L47 94V90ZM51 89V90H50ZM59 89V90H58ZM62 89V90H61ZM63 89H64V91H63ZM218 89H219V91H218ZM44 90H45V93H44ZM53 90H56L55 91V94H54V91ZM60 90L62 91V92H60ZM101 90V92L99 93V91ZM109 90V91H108ZM141 90V91H142ZM184 90V89H183ZM15 91H16V93H15ZM53 91V92H52ZM92 91V92H91ZM140 90H138L137 91V94L138 95H140V92H139ZM218 91V92H217ZM27 92V93H26ZM33 92V93H34ZM60 92V93H59ZM115 92V91H114ZM113 92V93H114ZM183 92V91H182ZM56 93H58V95H56ZM62 93H64V94H62ZM109 93H111V94H109ZM117 93V92H116ZM116 93H114V94H116ZM184 93V92H183ZM198 93V94H197ZM26 94H27V96H26ZM54 94V95H53ZM59 94H61V95H59ZM91 94V95H90ZM94 94V95H93ZM97 94V95H98ZM21 96V95H23V98H22V96L20 97V99H18L19 97L18 96ZM32 95H34V94H32ZM34 95V96H35ZM52 95V96H51ZM96 95V96H97ZM98 95V96H99ZM103 95H101V96H103ZM107 95H108V97H109V99H108V97H107ZM137 95V96H138ZM142 96H143V94H141ZM140 95V96H141ZM33 96V97H34ZM82 96V97H81ZM85 96V97H84ZM203 96V95H202ZM239 96V95H238ZM16 97H18V98H16ZM25 97V98H24ZM48 97V98H47ZM90 97V98H89ZM104 97V99H106ZM35 99H36V96L34 97ZM38 99L37 100H41V99H39V98H41L40 96H38L37 97ZM46 98V99H45ZM52 98V99H51ZM70 98V99H69ZM71 98L73 99V100H71ZM87 99V100H88ZM112 99V100H113ZM7 101V102H5V101ZM67 99H66V101H68ZM91 100V99H90ZM114 101V100H113ZM112 102V101H111ZM19 103V102H18ZM11 104V105H10ZM14 104H17L16 102L14 103ZM3 106V107H2ZM15 106V105H14ZM105 107V106H104ZM114 107V108H113ZM113 107H111L112 109H115V107L116 106H113ZM11 108V107H10ZM12 108H13V105H12ZM11 108V109H12ZM16 108L17 107H14L13 109L14 110H10V111H16ZM105 108H107V106L105 107ZM109 108V107H108ZM107 108V109H108ZM4 110V111H3ZM17 110H18V108H17ZM109 110V109H108ZM119 122H117L116 121V123L115 124H118ZM262 125L261 126H257L258 128L259 127H261L260 129H258V128H253V129H251V131H250V133L251 132H253V133H249V135H252V137L253 138H257L258 136L259 137H263V135L264 134H261L262 133V131L264 130V124L263 123H261ZM123 126L124 125H121L120 127L123 129ZM263 126V127H262ZM126 128V126H124V129ZM231 129V128H230ZM230 129H228L229 131H230ZM241 129V128H240ZM255 130H259V132L258 131H255ZM226 131V134L224 133V135H225V140L227 139V141L228 142H231V141H233L234 140V138H236V140H237V138L239 139L240 137V135H243V133L241 132L240 134H238L239 132H237L235 129L233 130V129H231V131L229 132V131H227V129H224V132ZM235 131V133L236 134H238V135H236V136H234L235 134L233 133V132ZM258 132V133H257ZM229 133H231L230 135H228ZM264 133V132H263ZM255 134V135H254ZM257 134V135H256ZM254 135V136H253ZM261 135V136H260ZM226 136H232V139L233 140H231L229 137V139L230 140H228V138L226 137ZM238 136V137H237ZM244 136V135H243ZM257 136V137H256ZM242 138V137H241ZM264 138V137H263ZM260 139V138H259ZM132 144V143H131ZM133 146H134V144H132ZM215 148V147H214ZM214 148H212V149H214ZM216 148H218V149H216ZM215 148V150H212V149H209L208 151H206V152H203V155H205L206 157H207V159L210 161V160H212V161H215V163H217L216 162V160H217V158L218 157H214V156H219V159H222L221 157H220V155H222L223 154V152L225 153V149H226V147L225 148H221V147H216ZM234 148L235 147H233L232 149L230 148V149H228L227 151L229 152L230 151V153L229 154H231V152H233V151H235V153L237 152L236 151V149L234 150ZM133 149V148H132ZM218 150V151H217ZM212 151H214V152H212ZM138 153V154H137ZM134 152V154H131L130 152H128V150H127V152H126V155L127 156H132L133 158L131 159V160H133L134 159V157H136V158H140V157H137V155L139 156H142L139 152ZM214 153H217V154H214ZM234 153V154H235ZM184 154V153H183ZM182 153H180L179 154V156L178 157H181L180 155H183ZM209 154V155H208ZM211 154H213V155H211ZM134 155V156H133ZM210 159H209V158ZM224 157H226L225 159H226V163H227V161L230 159L231 161H234L233 162V164L234 165H230V164H232V162H230V160L228 161V165L230 166V167H228V166H226L227 164L226 163H224V165H225V167H224V169L226 170V168H227V171H229V173L231 172H233L235 169H237V167L238 166H240L242 163V161L240 160V163L241 164H238L239 163V159H235L234 160V158H230L231 156H229L228 154H227V156H226V153L224 154ZM223 157V158H224ZM212 158V159H211ZM249 158H252V157H248L247 159H246V161H245V159H244V161H243V166H244V168H245V165H244V163L245 162H247L248 163V161L249 162H254V163H257L256 161H254V159L256 160L257 159V161L259 160V161H261V163L260 162H258L259 164H257L256 166L255 165H252V163L251 164H249V165H252V167L251 166H249L247 163H246V167H247V165L249 166V168H250V170H249V168L247 167L246 169H245V172L246 173H252V174H257L256 172H259V165L261 166H263V163H264V157L263 156H260V157H256V158H252L251 160L249 159ZM180 158H178V160H179ZM219 159H218V161H219ZM228 159V160H227ZM135 160V159H134ZM181 160V159H180ZM179 160V162H181ZM236 161H238V163L236 162ZM238 164V166H237V164ZM263 162V163H262ZM184 162L182 161L181 163H179V165H184L183 164ZM230 163V164H229ZM235 165H236V168H234L235 167ZM180 166V167H181ZM217 166V165H216ZM215 165H214V163L210 166L211 168L212 167H214L212 170H214V172L218 169V167L219 166H217L216 167ZM243 166H241V169L243 168ZM253 166L255 167V169L256 170H252L251 171V169H254L253 168ZM142 168L143 167H141V166H139V169H138V171L137 172H140V171H143L142 170ZM215 168H217V169H215ZM220 168V167H219ZM228 168H229V170H228ZM231 168H233V170L231 169ZM239 168V167H238ZM241 169H240V172H241ZM237 170H239V169H237ZM236 170V171H237ZM218 171V170H217ZM216 171V172H217ZM235 171V172H236ZM215 172V173H216ZM226 172V171H225ZM242 172H244V171H242ZM214 173V174H215ZM226 173H228V172H226ZM225 173V174H226ZM230 173V175H235L234 173L233 174H231ZM246 173L244 174V177H247L246 176ZM236 174H239V175H241V173H237L236 172ZM242 177H243V175H242ZM244 179H246V178H244ZM244 184V183H243ZM148 187H146L145 189H146V193L149 191V189H147ZM263 189H264V186L262 187ZM261 188V191H263V193H262V197L263 198H260L259 199V202H260V206H263V208H257V209H252V211L254 212V213H256L255 215L256 216H254L253 215V212L251 211V214H250V212L248 211H245L247 214H245V216L243 215L244 214V212H243V214H242V216H244V217H242L241 216V214L239 215V216H241L240 218H239V216L237 215L236 216V212L237 211H242V209L243 208H241V210H236V208L234 209V208H232L233 206L234 207H237L238 206V208H240L239 207V203H235L237 206H235V204L234 203H231V204H227L228 206H229V209H231V210H227V208H226V206L227 205H225V207H214V206H209V204L208 205H206V207L207 208H209L210 207V209L207 211L208 212V214L209 215H213V218H212V216H211V218L210 219H208V222L210 223L211 222V220H213V223L212 224H220L221 225V223L223 224L224 222H226L225 224L227 225L228 223H230L233 227H234V225L236 224V226L238 225V227L241 229V230H245V228H247V227H249L250 225V223H249V220H250V217L253 215V217H251V220H253L255 217V219H256V221H255V219H254V221L256 222V223H258V222H260L259 220L261 219L262 221H263V223H261L260 222V224H257V225H255V226H253V227H255L256 229V232H257V235H262L263 234V239H262V241H264V233L262 232V230H259V229H262V228H260L261 226H263L264 225V219H262L263 218V216H264V214L262 213V214H260V215H263V216H257L258 215V213L260 212L261 213V211L264 209V203L262 204V200H263V202H264V190ZM167 192H169V189H167ZM149 193V192H148ZM194 196V195H193ZM193 196L191 195V197H190V200L192 201H190L191 203H195L196 201H195V197L193 198ZM198 200V199H197ZM251 200H254V199H251ZM251 200L249 199L248 201H247V203H250V204H252L251 203ZM253 202V201H252ZM237 208V209H238ZM232 209H234V212H233V210ZM250 208H247V210H249ZM255 210H256V212H255ZM258 210V211H257ZM260 210V211H259ZM233 213H232V212ZM236 211V212H235ZM262 212H264V210L262 211ZM240 213V212H239ZM236 217H238V219H239V223L237 224V223H235V221H236V218H235V216ZM199 216V215H198ZM258 217V218H257ZM261 217V218H260ZM215 218V219H214ZM189 219H190V221H191V219H193V217L192 216H183V217H181V220L182 221H184L186 224H192L191 226H193V224H194V226H197V227H199V228H204V227H207V226H211V223L209 224L208 222H207V219H203L201 216H199L198 218H196L195 220H194V222L192 221V223L189 221ZM202 219L203 220H206L205 222H203L202 221ZM237 219V220H238ZM259 219V220H258ZM258 220V221H257ZM186 221H189L188 223L186 222ZM202 221V222H201ZM183 222V223H184ZM221 222V223H220ZM203 225H202V224ZM205 223V224H204ZM229 224V225H230ZM234 224V225H233ZM262 224V225H261ZM200 225V226H199ZM205 225V226H204ZM207 225V226H206ZM214 226V225H213ZM213 226H211L212 228H213ZM260 226V227H259ZM215 228H217L216 226H214ZM218 227H219V225H218ZM231 227V226H230ZM242 227V228H241ZM208 229H209V227H207ZM207 229V230H208ZM209 230H211V229H209ZM260 235V236H261ZM242 240H244V238H241ZM245 241H246V239H245ZM165 244H163V247L166 249V247L164 246ZM167 246V245H166ZM160 247V250H158V252H157V254H156V251H157V249H159V248H156L155 250L156 251H154L155 252V254H153L154 256H152V254H150L148 257H147V255L146 256H137V257H131V258H128V257H118L117 259H116V262H115V264H147L148 262V264H154V262L155 263H157V264H159L160 263V261L163 263L164 261V259L166 260L163 264H193L192 262L194 261V264H198V263H200L199 262V259L197 258V255L199 254V251H202V252H204V253H202V252H200V254H206L205 256L206 257H204L203 259L204 260H206V258H207V264H210V258H212V257H215L216 256V258L218 259L219 257L221 258V254H223V253H225V252H223L222 250H220V249H216V251L217 252H215V248L213 249L212 248V251H214L215 253H217V254H213L212 253V251H211V249H210V247H201V248H199V250L197 251L196 249H194V250H191L192 251V253H190L189 251V253L188 252H183V251H181L182 252V254L180 253V255H179V253L178 254H176L175 253V255H174V253L173 254H170L171 253V251H170V247H173V246H168V248L166 249L168 252L170 251V253H169V255L167 256V253H163V255L161 254V252H166L165 250H164V248L162 249V245L161 246H159ZM205 248V251L203 250ZM209 248V249H208ZM172 249V248H171ZM243 251V254H242V251ZM241 255L242 256H244L245 257V259L247 258V257H249L250 255V257L248 258V259H250V262L249 261H247L248 259H246V263H248V264H256V263H258L259 261H260V259H261V256H262V253L264 252V242H260V243H256L255 245H249V244H247V245H244L242 248H241ZM197 251V253H195ZM196 254H194V253ZM220 252H221V254H220ZM158 253H159V255H158ZM185 253V254H184ZM164 254H166V255H164ZM211 254V255H210ZM220 255V256H217V255ZM247 254V255H246ZM258 256H260L259 258L257 257V255ZM172 255V256H171ZM179 255V256H178ZM204 255H200V260H203L201 257L202 256H204ZM213 255V256H212ZM241 255H240V257H241ZM247 257H246V256ZM210 256V257H209ZM235 256H238V257H236V260L235 261H237V260H242V258H239V255H235ZM162 257H164V258H162ZM199 257V256H198ZM222 259H225L226 261H229L228 259H229V257L230 258H232V260H234L235 258H233L234 256H225V255H222ZM257 257V258H256ZM219 258V259H220ZM239 258V259H238ZM256 258V259H255ZM253 259H255L256 261H258V262H256V261H254ZM257 259H259V260H257ZM193 260V261H192ZM197 260V261H196ZM243 260H244V258H243ZM158 261V262H157ZM252 261L254 262V263H252ZM153 262V263H152ZM204 262V263H203ZM203 262H201L200 264H206V261H203ZM243 262V261H242ZM245 262V261H244Z\"/></svg>","mask_w":264,"mask_h":264}]
</instances>
